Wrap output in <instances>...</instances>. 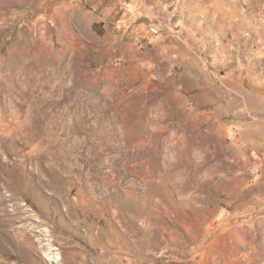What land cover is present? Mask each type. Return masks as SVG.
<instances>
[{
	"label": "rangeland",
	"instance_id": "rangeland-1",
	"mask_svg": "<svg viewBox=\"0 0 264 264\" xmlns=\"http://www.w3.org/2000/svg\"><path fill=\"white\" fill-rule=\"evenodd\" d=\"M2 199L0 264H264V0H0Z\"/></svg>",
	"mask_w": 264,
	"mask_h": 264
},
{
	"label": "bare ground",
	"instance_id": "bare-ground-1",
	"mask_svg": "<svg viewBox=\"0 0 264 264\" xmlns=\"http://www.w3.org/2000/svg\"><path fill=\"white\" fill-rule=\"evenodd\" d=\"M5 200H0V229L1 230H8L11 226H10V223H11V220H13L11 218H7V210L5 208H2L1 209V206L4 204ZM1 213H4V214H1ZM11 214V213H10ZM9 215V214H8ZM13 217H16L13 215ZM15 220V219H14ZM14 222V221H12ZM6 233H9L8 231ZM49 256V255H48ZM49 259H51L52 261L58 263V264H63L61 258L59 256H49Z\"/></svg>",
	"mask_w": 264,
	"mask_h": 264
},
{
	"label": "built area",
	"instance_id": "built-area-1",
	"mask_svg": "<svg viewBox=\"0 0 264 264\" xmlns=\"http://www.w3.org/2000/svg\"><path fill=\"white\" fill-rule=\"evenodd\" d=\"M131 12H133V11H131Z\"/></svg>",
	"mask_w": 264,
	"mask_h": 264
}]
</instances>
